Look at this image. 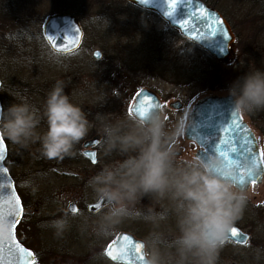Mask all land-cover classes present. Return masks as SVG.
<instances>
[{
	"label": "rangeland",
	"instance_id": "1",
	"mask_svg": "<svg viewBox=\"0 0 264 264\" xmlns=\"http://www.w3.org/2000/svg\"><path fill=\"white\" fill-rule=\"evenodd\" d=\"M108 3H114V8L105 12ZM215 7L238 37L233 61L207 68L210 62L202 60L206 52L171 29L157 13L149 12L146 16L127 0H0L2 106L7 108L15 98L26 97L42 108L55 82L63 80L66 93L84 109L94 125L76 145L75 155L63 159L45 158L38 143L21 148L7 141L6 163L12 169L25 205L17 237L36 254L35 264H111L104 259L103 250L120 231L132 232L145 240L155 230L142 215H133L109 236L96 234L90 220L101 212L87 213V204L95 202L89 195L87 182L99 170V163H111L121 157L116 154L104 157L101 138L99 163L92 165L82 154L83 143L99 134L97 114L113 119L128 116L141 87L154 89L165 103L181 100L186 107L183 112L186 123L188 111L197 100L211 94L227 95L241 74L264 69V0H216ZM70 9L84 15L79 17ZM57 12L74 14L80 20L84 42L79 51L55 54L45 41L44 19ZM94 49L102 52L101 59L93 57ZM196 64H204L212 75L210 85L197 82L183 85L181 67L196 68ZM171 109L166 104L163 111L168 128L181 125L182 112L179 115ZM243 115L264 148V110L253 114L256 122L251 114ZM44 129L46 122L41 124V131ZM181 138H185L183 133ZM172 143V147L183 145L178 137ZM246 194L247 203L236 225L249 232L251 239L245 245L225 243L218 264H264V183L253 185ZM71 201L78 203L77 213L68 210ZM144 206L145 203H139L135 209L147 213L149 207ZM61 218H67L68 227L57 236L50 224ZM173 226L169 221L160 227Z\"/></svg>",
	"mask_w": 264,
	"mask_h": 264
},
{
	"label": "clouds",
	"instance_id": "2",
	"mask_svg": "<svg viewBox=\"0 0 264 264\" xmlns=\"http://www.w3.org/2000/svg\"><path fill=\"white\" fill-rule=\"evenodd\" d=\"M57 80L47 93L42 108L26 97L0 106V135L21 148L39 144L48 159L75 155V147L94 126L84 109ZM234 110L245 115L264 110V69L249 70L229 88ZM103 138L102 154L121 159L104 164L88 182L94 201L106 207L90 220L96 234L107 237L133 215L143 216L155 226L145 237V264H218L220 252L247 203L243 187L232 179L237 169L222 155L207 159L177 158L171 146L183 133V125L168 128L162 113L149 112L143 119L117 118L97 114ZM42 122L46 129L41 131ZM147 198L159 205L147 213L135 206ZM172 221L173 227L161 229ZM60 236L68 227L67 218L51 222ZM10 226L0 221V233L8 235Z\"/></svg>",
	"mask_w": 264,
	"mask_h": 264
},
{
	"label": "water",
	"instance_id": "3",
	"mask_svg": "<svg viewBox=\"0 0 264 264\" xmlns=\"http://www.w3.org/2000/svg\"><path fill=\"white\" fill-rule=\"evenodd\" d=\"M130 3L140 7L142 9L154 11L158 13L171 28L177 29L182 36L189 39L205 51H207L210 55H212L216 60L224 63H229L235 58V34L232 30L231 25L228 21L223 17V15L213 6L209 5L203 0H180L177 8L170 9L167 0H128ZM201 9H205V15L211 16V21L208 19H202L199 15L194 16L192 14L199 13ZM171 12V15L169 13ZM217 18L221 19L224 23L220 25L219 29H217L214 25L210 30V23L215 21ZM185 20H191L195 24V27H192L190 23H183ZM181 23H183V27H181ZM79 28L81 32V46L84 38V30L81 25L80 20L73 14L68 12H57L51 14L46 17L42 26L43 36L47 41L45 36V32L47 35L53 36L57 38L58 44H63L65 42L66 37L75 35V28ZM222 32H227L226 38ZM215 33V34H214ZM230 38V39H229ZM49 45V43H48ZM50 46V45H49ZM78 47V48H79ZM51 50L55 53V50ZM77 48V49H78ZM76 49V50H77ZM97 53H100V57H97ZM64 54V53H61ZM93 57L95 59H100L102 57V52L99 49H95L93 51ZM1 85V80H0ZM144 96H151L154 98L155 103L159 105L158 107H154L150 110L161 112V102L158 95L149 89H143ZM140 97H136L135 103L132 108L136 107V104ZM0 106H2L0 101ZM174 107H181V103L176 101L172 104ZM238 112L234 110L233 99L230 95L218 96L212 95L204 97L198 100L193 106L192 110L189 114V122L185 129V135L188 139H192L202 145L205 149L200 152L199 158L207 159L209 155H219L218 153L223 151H228V144L225 141L231 143L237 150L230 154V158L232 160V166L235 167V164H248L249 166H253L252 157L255 154L256 162L254 165V173L256 178V183L261 184L264 180V163L262 158L259 156V145L257 144V140L252 128L249 124L243 120L241 113H238L239 123L242 125V128L237 129L233 126V120L237 118L236 114ZM135 118L139 119L140 117L133 112ZM2 116V112H0V119ZM232 128L230 132L225 133L224 129ZM243 129H247L244 131ZM101 136L96 135L94 138L86 141L84 143V147L86 150L84 153L89 156L91 159L92 153L95 151L89 150L90 147L97 145V141H100ZM246 141H251V143H246ZM5 159L7 157V146L4 141ZM251 149L252 151H248ZM0 167H7L4 163L0 165ZM8 169V168H7ZM0 182L10 183L12 188H4L0 190V195H8L13 190L16 195L18 192L15 187L14 179L12 178L9 170L7 174H0ZM251 185L250 179L244 185H239V187H243L246 190L249 189ZM19 196V195H18ZM20 197V196H19ZM21 199V198H20ZM96 205H100L99 208L95 207ZM106 205L104 201H97L89 204L87 209L91 213H98L102 207ZM23 206V205H22ZM75 207L78 208L76 203H71L69 205V211L73 212L72 209ZM22 216L19 218V222ZM15 227V240L23 247H25L16 236V228ZM233 228H236L239 232L238 237H233L231 232L228 235L227 240H232L236 243L245 244L250 235L244 232L241 228L234 225ZM4 235V234H3ZM5 237L7 235H4ZM128 236L131 237L136 243L142 244L144 246V241L136 238L133 234L129 232H121L118 234L117 238L110 243L111 245L119 247L123 243V237ZM109 244V245H110ZM108 245V246H109ZM27 248V247H25ZM29 249V248H28ZM108 247L106 248L107 251ZM31 250V249H29ZM32 251V250H31ZM105 251V254H106ZM33 252V251H32ZM142 255L144 260L141 261L137 257ZM107 256V255H106ZM108 257V256H107ZM112 260L110 257H108ZM145 250L144 247L140 250L139 253L132 254V264H145ZM113 261V260H112ZM114 262L126 264L124 259H118ZM0 264H23V261L18 260L17 258L8 255L7 249L4 248L0 251Z\"/></svg>",
	"mask_w": 264,
	"mask_h": 264
},
{
	"label": "snow or ice",
	"instance_id": "4",
	"mask_svg": "<svg viewBox=\"0 0 264 264\" xmlns=\"http://www.w3.org/2000/svg\"><path fill=\"white\" fill-rule=\"evenodd\" d=\"M147 2V0H145ZM180 3V0H167V4L170 9L177 8L178 4ZM206 10L201 9L199 13L192 14L193 17L199 15L202 19H208L211 21L210 15H205ZM171 15V12L169 13ZM183 23H190L192 24V27H195V24L191 20H185ZM183 23H181V27H183ZM224 22L217 18L215 21H212L210 23V30L211 27L214 25L217 29H219L220 25H222ZM75 35H71L66 37L65 42L63 44L57 43V38L47 35L45 32V36L47 38V41L49 45L52 47L53 50H55L58 53H64V54H72L76 51V49L80 45L81 41V32L80 29L77 27L75 28ZM223 35L227 37V32H222ZM215 34V33H214ZM230 39V38H229ZM97 57H100V53L96 54ZM137 96L140 97L138 100L136 107L129 108L128 114L131 116L133 112H135L141 119H143L152 108L158 107L155 103V100L151 96H144L143 90H140V92L137 93ZM237 118L233 120V126L237 129L242 128V125L239 123V117L238 113L236 114ZM232 128L224 129L225 133L230 132ZM244 131H247V129H243ZM99 143V141H97ZM226 144H228V151L221 150L218 154L222 155L226 158V160L229 162V165L232 166V160L230 158V154L232 152H235L237 149L228 141H225ZM246 143H251V141H246ZM248 151H252L251 149H248ZM5 145H4V139L3 136L0 135V165L4 163L5 156ZM93 159L92 162L96 163L95 159V153L91 154ZM259 156L261 158H264V150H259ZM253 160V166H249L248 164H241L236 163L235 167L237 169V175L232 177L239 185H244L248 180L250 179V182L252 184L256 183L255 173H254V165L256 162V156L255 154L252 157ZM8 169L7 167H0V174H7ZM13 186L10 183H3L0 182V190L4 188H12ZM95 207L99 208L100 205H96ZM73 212H76L77 209L73 207ZM23 214V206L22 201L18 195H16L15 191L13 190L8 195H0V221H5L10 226V232L5 237L2 233H0V251H2L4 248L7 249V253L10 256H13L17 258L20 261H23V264H35V253L29 250L28 248H25L21 246L16 240H15V227L16 224L19 223V218ZM231 235L233 237H238L240 234L236 228H232ZM144 246L142 244L136 243L131 237L124 236L123 237V243L117 246L115 245H109L108 249L106 251V255L110 257L113 261H116L118 259H124L126 261V264H132V254L133 253H139L140 250ZM139 260L143 261L144 257L142 255L137 257Z\"/></svg>",
	"mask_w": 264,
	"mask_h": 264
},
{
	"label": "flooded vegetation",
	"instance_id": "5",
	"mask_svg": "<svg viewBox=\"0 0 264 264\" xmlns=\"http://www.w3.org/2000/svg\"><path fill=\"white\" fill-rule=\"evenodd\" d=\"M147 87V86H146ZM142 88H145V87H141L140 89H142ZM150 88V87H149ZM162 99V98H161ZM174 100H179V99H174ZM174 100H171V101H169L168 103H165V101L162 99V109H161V112H162V114H163V111H164V107H165V105L167 104L168 105V107H170V108H172L171 110L172 111H174V112H176V113H179V115L181 114V112H182V115H180V122H181V124L183 125V128L185 129V126H186V123H185V115H184V111H185V105H183V107H181L180 109H175V108H173V107H171V103H172V101H174ZM132 105V104H131ZM131 107V106H130ZM129 107V108H130ZM115 109H117V108H115ZM128 116H130V115H128ZM243 117H244V119L245 120H247L246 118H245V116L243 115ZM248 121V120H247ZM183 132H184V130H183ZM256 135H257V133H256ZM178 138H179V142H180V140L182 141V143H183V145H182V147H178V146H176V147H173L174 148V150H175V152H176V155H177V158H181V159H187V157H189V158H191V157H198V154L201 152V150H202V147L199 145V144H197L195 141H192V140H187L186 138H184V140L181 138V135L180 136H178ZM257 139H258V142H259V144H261V139L259 138V136L257 135ZM100 143V142H99ZM175 143V142H174ZM174 143H172V145L174 144ZM99 145V144H98ZM98 145L94 148L95 150H96V153H95V156H96V158H97V162L96 163H92L91 161H90V159L87 157V156H85L84 154H83V150H82V154L84 155V157L86 158V160L90 163V164H92V165H98V163H99V158H98V152H99V150H98ZM261 146H262V144H261ZM262 148V147H261ZM262 150H263V148H262ZM104 164H102V163H99V169L103 166ZM254 185V184H253ZM148 202H150L147 198H145L142 202H140V203H145L146 204V206H144L143 208H147V207H149V206H152L153 208H154V211H156V212H160L162 209H161V207L159 206V205H149L148 204ZM151 203V202H150ZM139 204V203H138Z\"/></svg>",
	"mask_w": 264,
	"mask_h": 264
},
{
	"label": "trees",
	"instance_id": "6",
	"mask_svg": "<svg viewBox=\"0 0 264 264\" xmlns=\"http://www.w3.org/2000/svg\"><path fill=\"white\" fill-rule=\"evenodd\" d=\"M205 1H207L208 3H210V4H212V5H214L215 6V4H216V0H205ZM113 8H114V3H108L106 6H105V8H104V11L105 12H110V11H112L113 10ZM70 11L72 12V13H74L75 15H77V16H79V17H81V16H83L84 15V13L83 12H79V11H77V10H71L70 9ZM142 12H144L145 14H146V16H148L149 15V12L148 11H142ZM81 15V16H80ZM237 37H238V35H237ZM192 44V43H191ZM194 46V45H193ZM205 54V53H204ZM205 58L210 62V65H209V67H207V68H210L213 64L214 65H218L219 66V64L220 63H218L217 61H215V60H213L209 55H207V54H205L204 55V58L202 59L203 61H205ZM196 66H197V64H196ZM204 66V64H199L196 68H185V67H181V69H182V72H180V74L182 75V76H184V81H182V83H183V85L184 84H192V83H195V82H197V83H200V84H202V85H204V86H208V85H210V83H211V81H212V75L210 74V73H208L207 71H206V67H203ZM244 74H241V76H243ZM179 83V82H178ZM257 113L258 112H260V110L259 111H256ZM255 113V112H254ZM254 113H251V116L253 117V120H255V122H256V119H254ZM8 147H9V145H8ZM8 165V164H7ZM8 167H9V169H10V171L12 172V169L10 168V166L8 165Z\"/></svg>",
	"mask_w": 264,
	"mask_h": 264
}]
</instances>
